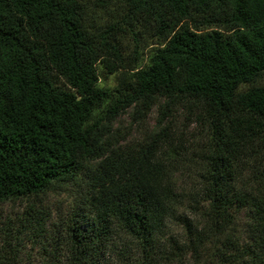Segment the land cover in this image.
I'll return each instance as SVG.
<instances>
[{"label":"trees","instance_id":"1","mask_svg":"<svg viewBox=\"0 0 264 264\" xmlns=\"http://www.w3.org/2000/svg\"><path fill=\"white\" fill-rule=\"evenodd\" d=\"M9 204L0 264H264V0H0Z\"/></svg>","mask_w":264,"mask_h":264},{"label":"rangeland","instance_id":"2","mask_svg":"<svg viewBox=\"0 0 264 264\" xmlns=\"http://www.w3.org/2000/svg\"><path fill=\"white\" fill-rule=\"evenodd\" d=\"M146 63V61L144 62ZM117 84L116 81V77L114 75H109L107 77H103L101 76L100 79V85L104 88H108V87H114ZM158 113V109L157 107H155L151 113V115L149 116V118L147 119V126L148 128L153 127L156 124V115ZM125 124L129 123V117H125L124 120ZM192 131L188 132V134L186 135L187 137H189V134ZM134 134H136V136L138 135L137 133H135V131H132V136H135ZM141 138V136H140ZM184 184L186 185V187H190V182H188L187 180H185ZM48 205L50 206V209L52 211L51 213V223H50V229H53L55 232L61 231V229H57V227H55V223L56 222H60V215L66 214L67 212L71 211V207L73 206L72 204V198L67 195V194H60V195H55V194H51L48 198ZM24 212V206L22 205H1L0 206V248L3 245L2 242V232H5V228L7 226V223L9 220H11L14 224L17 222L16 220L18 219V217L23 214ZM15 229V227H14ZM168 235L170 237H177L182 233L183 231L181 229V227L175 223V221H171L169 223V227H168ZM3 235V234H2ZM16 236H14L13 233V238L15 239ZM23 238H21L20 240H22ZM125 239V238H124ZM127 239V240H126ZM126 242H123V239H117L116 241V246L115 248H113L108 255V260L110 259L112 263L116 264L119 263L121 261V251L123 249V245H129L130 244V249L128 248V251L131 252V254H135V249H134V243H132L130 241V239L126 238ZM14 242H18V240H14ZM129 242V243H128ZM41 245L40 243H34L29 241L28 239H24V241L22 242V248H21V255L19 261H23L21 264H39V260H37L36 258H39L40 255V251H41ZM136 256V254H135ZM32 259V261H31ZM59 260V264H64L65 263V259L64 256L62 257V255L58 258ZM56 263V260H55Z\"/></svg>","mask_w":264,"mask_h":264}]
</instances>
